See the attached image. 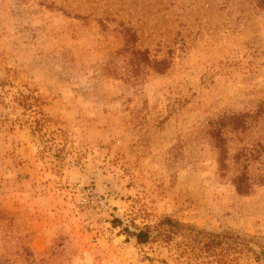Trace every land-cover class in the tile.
Listing matches in <instances>:
<instances>
[{
    "label": "rangeland",
    "instance_id": "obj_1",
    "mask_svg": "<svg viewBox=\"0 0 264 264\" xmlns=\"http://www.w3.org/2000/svg\"><path fill=\"white\" fill-rule=\"evenodd\" d=\"M258 145L264 0H0V264H204L122 232L165 217L264 244V152L231 181Z\"/></svg>",
    "mask_w": 264,
    "mask_h": 264
},
{
    "label": "trees",
    "instance_id": "obj_2",
    "mask_svg": "<svg viewBox=\"0 0 264 264\" xmlns=\"http://www.w3.org/2000/svg\"><path fill=\"white\" fill-rule=\"evenodd\" d=\"M258 115L235 112L222 114L219 118L209 120L207 135L217 151L218 170L224 175L227 169L228 148L225 134L227 132H240L245 129L249 119H256ZM261 147V148H260ZM258 145L250 150L242 149L234 160L239 164L236 175L232 177V184L239 194H247L254 184L250 182L247 168L250 161L260 158L263 147ZM264 184V176L257 179ZM113 226H121L119 219L112 221ZM134 232L124 227L128 237L135 240L136 245L146 246L154 243L168 244L178 239L181 254L190 255L195 260H203L204 264H238L240 259L250 260L254 264H264V244L255 237L248 236L232 230L211 232L195 226L181 223L170 217L163 218L156 226L136 228Z\"/></svg>",
    "mask_w": 264,
    "mask_h": 264
}]
</instances>
